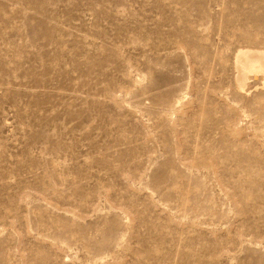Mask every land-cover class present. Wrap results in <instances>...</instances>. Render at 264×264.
<instances>
[{"label":"rangeland","instance_id":"1","mask_svg":"<svg viewBox=\"0 0 264 264\" xmlns=\"http://www.w3.org/2000/svg\"><path fill=\"white\" fill-rule=\"evenodd\" d=\"M240 49L264 0H0V264H264Z\"/></svg>","mask_w":264,"mask_h":264},{"label":"bare ground","instance_id":"2","mask_svg":"<svg viewBox=\"0 0 264 264\" xmlns=\"http://www.w3.org/2000/svg\"><path fill=\"white\" fill-rule=\"evenodd\" d=\"M234 63H235L236 68H238L237 71H240L239 68H242L246 70L248 77H253L255 79L257 77H261V79L264 82V49H244V50L240 49L235 55ZM249 80L250 79L248 78L247 81ZM237 83L240 86V88L244 89V82L242 83L240 81ZM237 83H236V86H238ZM262 86H264V84Z\"/></svg>","mask_w":264,"mask_h":264}]
</instances>
